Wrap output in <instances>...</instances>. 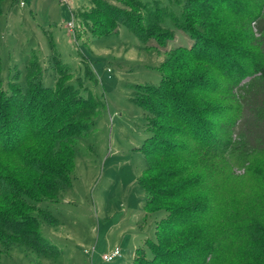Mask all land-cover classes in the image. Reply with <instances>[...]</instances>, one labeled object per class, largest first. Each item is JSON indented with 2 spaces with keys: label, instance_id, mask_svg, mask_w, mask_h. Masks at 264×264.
<instances>
[{
  "label": "rangeland",
  "instance_id": "rangeland-1",
  "mask_svg": "<svg viewBox=\"0 0 264 264\" xmlns=\"http://www.w3.org/2000/svg\"><path fill=\"white\" fill-rule=\"evenodd\" d=\"M100 1L3 2V11L0 13V90L10 93L11 81L26 87L28 67L37 60L41 68L37 80L45 86L55 90L58 83L71 81L79 87L75 93L86 97L94 95L101 103L94 116L89 118L88 129L75 139L76 160L71 174L72 186L63 190L58 199L38 204L51 209L60 219L57 225L43 222L41 227L43 235L58 246L59 256L47 257L24 245H17L11 249L10 255L0 259V264H133L138 246H144L147 255H153L150 245L145 243L147 239L156 240V223L166 215L165 211L154 210L172 206L187 207L195 202L200 203L201 209L208 207L210 211L203 228L213 231L215 227L212 234L203 233L208 241V237L214 233L220 239L221 228L229 233L234 230V220L247 219L252 197L264 193L263 156L248 162L222 158L214 160L215 180L211 185L206 183L205 176L209 164H205V175L199 171L200 168H192L189 174L167 183V187H176L174 185L186 180H198L197 185L201 189L195 198H162L149 205L148 210L145 209L146 191L142 182L149 185L150 191L161 184L151 180L158 178L156 172L142 175L147 166L144 148L154 132L148 129V112L133 99L136 95L133 88L138 85H159L165 76L162 68L165 61L170 58L171 52L179 48L190 50L186 55V70L182 76L194 78L197 72L202 76L205 69L213 70L215 66L212 64L192 60L194 54L211 49L212 44L192 37L180 20L186 14L191 16L196 26L200 23L199 27L207 29L203 36L215 39L220 45L231 46L239 43V32L229 28L228 21L240 13L227 8L224 4L226 0H137L144 7L149 4L151 8L164 10L155 20L140 7L142 4L137 5L130 0H105L116 8L142 17L140 25L146 31L151 26L155 34L168 31L172 35L164 44L154 36H150L147 43H142L125 24H118L114 35L98 36V30L103 31L107 24L114 21L109 10H105V23L99 24L91 17L93 10L100 12L106 8L100 5ZM157 2L160 5H154ZM245 2L247 7L253 6L254 0ZM228 5L234 7L232 1ZM114 13L121 14L118 11ZM69 22L74 24L73 28L68 26ZM252 27H255V23ZM219 50L217 48L215 53L224 57V61L222 66H218L220 71H217L215 79L225 80L231 74L230 66L236 57L234 53L227 55ZM56 54H59L61 63L71 66L68 80L59 78L57 63L53 60ZM207 58L212 59L211 56ZM87 71L90 76L86 75ZM78 77H82V80H77ZM187 91L191 89H185ZM55 92H51L50 101L54 99ZM228 97L229 92L225 88L220 95L199 92L196 100L199 105H215L227 110L233 107ZM42 103L41 110L46 105V102ZM234 109L237 112L236 106ZM56 111L49 112L54 115ZM204 119L210 127L218 123L214 117L205 116ZM43 127L47 126L44 123L37 125L31 135ZM54 129L57 128L53 126L50 132ZM159 136L169 138L163 133ZM34 142L31 140L22 150H32ZM10 155H2L0 160L12 159ZM177 159L173 162L163 160L159 166L167 170L165 174L190 166L189 161ZM218 221L225 226L218 225ZM226 242L224 250L227 256L233 246L245 244L243 239L236 236H230ZM117 248L122 253L120 258L111 262L103 259L104 254ZM243 252L244 249L236 247L234 258L229 264H249ZM252 264H261V261Z\"/></svg>",
  "mask_w": 264,
  "mask_h": 264
},
{
  "label": "trees",
  "instance_id": "trees-1",
  "mask_svg": "<svg viewBox=\"0 0 264 264\" xmlns=\"http://www.w3.org/2000/svg\"><path fill=\"white\" fill-rule=\"evenodd\" d=\"M4 1L0 0V13ZM130 1L142 4L137 0ZM229 1L234 7L228 5ZM245 1H224L227 8L240 13L228 21L229 28L239 32V43L236 45H220L215 39L203 36L207 29L199 27L200 23L196 26L195 19L192 21L187 14L180 20L192 37L212 44L211 49L194 54L192 60L212 64L215 66L213 70L205 69L202 76L195 72L194 78L182 76L190 50L179 48L171 52L170 58L165 61L162 67L165 76L159 85H138L133 88L136 90L133 99L148 112V129L154 132L144 148L147 166L142 175L156 172L158 178L151 180L161 184L150 191L149 185L142 182L146 191V210L162 198H195L201 189L197 185L198 180H186L174 185L176 187H167L168 182L189 174L192 168H200L199 171L205 175V166L209 164L205 176L206 183L211 185L215 180V159L248 162L264 157V0H252L253 6L248 7ZM100 3L106 8L100 12L93 10L91 17L99 24L105 23V10H109L114 21L108 15L112 22L103 31L98 30V36L114 35L118 24H125L142 43H147L150 36L161 44L172 37L168 31L153 33L151 26L146 31L140 25L143 19L139 15L125 12L105 0ZM156 4L160 5L158 2ZM140 7L155 20L164 13V10L151 8L149 4L145 6L147 8L144 4ZM117 11L121 14L116 15L114 12ZM135 21L137 24H134ZM253 23L255 27H252ZM217 48L222 54L234 53L236 57L230 66L231 74L225 80L215 79L217 71H220L218 66H222L224 61V57L215 53ZM209 56L211 60L207 58ZM53 60L57 63L60 80H68L71 66L61 63L59 54ZM27 72L26 87L11 81L10 93L0 90V156H12V159L0 160V259L10 255L11 249L17 245H24L47 257L59 256L58 246L43 235L41 227L43 222L54 226L60 220L51 209L38 204L58 199L63 190L72 186L75 139L88 129V120L101 103L94 95L86 97L75 93L79 87L71 81L58 83L55 90L45 86L37 80L41 74L37 60L28 67ZM86 75L90 76L88 71ZM78 79L82 80V77ZM225 88L233 105L230 109L199 105L196 100L199 92L220 95ZM185 89L191 91L185 92ZM53 91H56V95L50 101ZM42 102H46L43 110ZM53 110H57L54 115L49 112ZM205 116L217 118L218 123L210 127ZM43 123L47 127L31 135L34 128ZM53 126L57 129L50 132ZM161 133L180 141L162 138L159 136ZM31 140H35L34 148L24 152L22 149ZM176 159L189 161L190 166L165 174L167 170L161 169L160 163ZM157 210L165 211L166 215L156 223V240L147 239L145 243L150 245L153 255H147L146 248L139 246L135 250L133 264H229L236 247L244 249L243 255L249 264L256 261L264 264V193L252 197L247 219L234 220V230L229 233L221 228L220 239L214 233L208 237V241L203 233L208 232L209 235L215 231V227L213 231L203 228L210 211L208 207L201 209L200 203L195 202L192 206L164 207L154 211ZM217 224L225 226L221 221ZM230 236L243 239L245 244L233 246L227 256L224 249Z\"/></svg>",
  "mask_w": 264,
  "mask_h": 264
},
{
  "label": "built area",
  "instance_id": "built-area-1",
  "mask_svg": "<svg viewBox=\"0 0 264 264\" xmlns=\"http://www.w3.org/2000/svg\"><path fill=\"white\" fill-rule=\"evenodd\" d=\"M68 26L73 28L74 24L72 22H69ZM121 256H122V253L120 249L117 248L115 250L110 251L109 253L104 254L103 259L107 262H111V261L116 260L117 258H120Z\"/></svg>",
  "mask_w": 264,
  "mask_h": 264
},
{
  "label": "crops",
  "instance_id": "crops-1",
  "mask_svg": "<svg viewBox=\"0 0 264 264\" xmlns=\"http://www.w3.org/2000/svg\"><path fill=\"white\" fill-rule=\"evenodd\" d=\"M144 204H145V201H144ZM60 220V219H59ZM155 230H156V228H155ZM139 247V246H138ZM136 250V249H135Z\"/></svg>",
  "mask_w": 264,
  "mask_h": 264
},
{
  "label": "bare ground",
  "instance_id": "bare-ground-1",
  "mask_svg": "<svg viewBox=\"0 0 264 264\" xmlns=\"http://www.w3.org/2000/svg\"><path fill=\"white\" fill-rule=\"evenodd\" d=\"M232 12V11H231Z\"/></svg>",
  "mask_w": 264,
  "mask_h": 264
}]
</instances>
